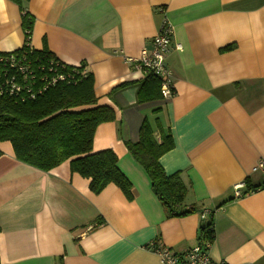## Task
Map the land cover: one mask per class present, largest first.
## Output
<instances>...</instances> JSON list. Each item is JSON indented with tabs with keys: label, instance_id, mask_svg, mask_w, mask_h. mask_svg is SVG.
<instances>
[{
	"label": "crops",
	"instance_id": "obj_1",
	"mask_svg": "<svg viewBox=\"0 0 264 264\" xmlns=\"http://www.w3.org/2000/svg\"><path fill=\"white\" fill-rule=\"evenodd\" d=\"M24 9L34 50L92 74L98 105L115 116L97 126L92 150L115 153L132 197L114 184L93 194L68 161L40 171L0 142V264H161L151 244L177 254L195 246L204 219L168 216L125 147L143 121L156 142L171 135L159 163L180 173L185 205L212 213L211 261L264 264V173L253 171L264 162V0H29ZM165 20L174 96L139 104L149 74L125 58L149 50ZM23 44L18 6L0 0V53Z\"/></svg>",
	"mask_w": 264,
	"mask_h": 264
},
{
	"label": "trees",
	"instance_id": "obj_2",
	"mask_svg": "<svg viewBox=\"0 0 264 264\" xmlns=\"http://www.w3.org/2000/svg\"><path fill=\"white\" fill-rule=\"evenodd\" d=\"M28 1L11 0L21 12L24 44L14 52L0 53V57L25 53L32 60L58 61L46 47L40 51L30 47L34 19L24 9ZM83 70L85 66L79 65L73 70L76 76L72 83L56 84L26 101L3 91V79H0V142H9L16 160L21 163L48 172L68 161L70 172L89 180V190L93 194L114 184L131 199V183L120 171L115 153L111 149L92 150L97 126L113 121L115 116L108 106L98 105L93 76L87 71L82 74ZM159 100H164L160 82L149 75L137 91V102L145 104ZM124 144L133 160L145 171L168 216L202 214L199 207L185 205L187 186L180 173L166 175L159 163L161 156L173 148L171 135L162 136L160 142H156L148 123L143 121L137 141ZM255 190L257 188L249 189V192ZM213 236L212 213H208L200 223L198 241L211 243Z\"/></svg>",
	"mask_w": 264,
	"mask_h": 264
},
{
	"label": "built area",
	"instance_id": "obj_3",
	"mask_svg": "<svg viewBox=\"0 0 264 264\" xmlns=\"http://www.w3.org/2000/svg\"><path fill=\"white\" fill-rule=\"evenodd\" d=\"M172 31L171 25L165 20L157 34L150 40L149 50L143 48L138 57L125 58V62L158 78L164 100H169L174 96L171 71L165 64ZM29 45L31 47V44ZM66 66L59 60H32L25 53L0 57V79H3L1 88L9 95L19 97L21 101L33 100L49 87L59 83L69 84L75 80L76 74L73 70L79 66H72L70 69H66ZM85 71L83 70L81 73L84 74ZM253 171L264 173V162L259 161L253 167ZM241 187L242 185L235 187V197H241L239 192ZM207 215L208 212L203 211L201 218L205 219ZM210 247V242L198 241L191 249L177 254L166 247L150 245L161 264H216L209 258Z\"/></svg>",
	"mask_w": 264,
	"mask_h": 264
}]
</instances>
